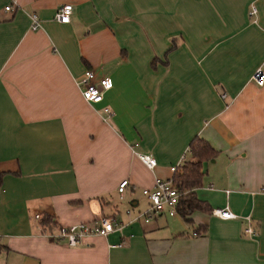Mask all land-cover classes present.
<instances>
[{
  "label": "crops",
  "instance_id": "0c3cea01",
  "mask_svg": "<svg viewBox=\"0 0 264 264\" xmlns=\"http://www.w3.org/2000/svg\"><path fill=\"white\" fill-rule=\"evenodd\" d=\"M12 2L0 0V264H264V86L252 79L264 0ZM63 4L67 23L54 19ZM86 70L112 81L99 103L80 93ZM196 136L218 151L198 197L238 217L145 222L143 189L171 178ZM44 215H112L115 229L70 247L43 234Z\"/></svg>",
  "mask_w": 264,
  "mask_h": 264
},
{
  "label": "built area",
  "instance_id": "2783aa9c",
  "mask_svg": "<svg viewBox=\"0 0 264 264\" xmlns=\"http://www.w3.org/2000/svg\"><path fill=\"white\" fill-rule=\"evenodd\" d=\"M15 2V0H13ZM12 2V3H13ZM12 4L5 7L10 10ZM72 12L71 4H63L59 6L54 14V19L60 23H67L70 20ZM257 15V8L251 7L250 16ZM32 29H37L39 26L38 16L34 13L31 15ZM253 81L259 86H264V62L259 66L252 76ZM80 93L85 101L96 104L102 101L104 93L112 87V81L107 76H97L93 70H86L83 76L77 81ZM104 111L112 115L108 107ZM141 160L154 170L157 166V161L152 154H140ZM185 158L182 157L180 161L171 167L172 174L176 172L178 167L183 165ZM128 186V180H122L117 188L119 199L122 198L124 189ZM143 194L149 199V206L138 217L143 218L145 222H149L152 218L162 214H169L171 216H179L178 203L183 192L174 184L171 178H157L155 185L152 188H144ZM213 214L222 219H234L238 215L234 213L229 205L222 208L213 209ZM36 219H40L39 214H35ZM247 226L245 233L248 235H255L256 230L252 225L250 217H246ZM120 226V225H119ZM42 229V226H41ZM115 229L114 217L112 215L101 216L95 223H78L69 226H55L51 230L42 231L43 234L54 240L63 241L67 246L75 247L81 245L83 241L90 236L102 235L106 236ZM195 234H197L195 232Z\"/></svg>",
  "mask_w": 264,
  "mask_h": 264
},
{
  "label": "trees",
  "instance_id": "16d2710c",
  "mask_svg": "<svg viewBox=\"0 0 264 264\" xmlns=\"http://www.w3.org/2000/svg\"><path fill=\"white\" fill-rule=\"evenodd\" d=\"M217 154L218 151L206 139L196 136L189 145V158L172 175L174 184L183 192L178 203L179 216L189 224L193 223V215L196 212H213L210 204L198 197L197 189L203 186L206 175L203 162L215 159ZM40 225L42 231L51 230L56 226V222L44 215L40 220ZM197 229L196 233H199L207 228L201 226Z\"/></svg>",
  "mask_w": 264,
  "mask_h": 264
},
{
  "label": "rangeland",
  "instance_id": "374dc122",
  "mask_svg": "<svg viewBox=\"0 0 264 264\" xmlns=\"http://www.w3.org/2000/svg\"><path fill=\"white\" fill-rule=\"evenodd\" d=\"M250 18L253 20V17H250ZM251 19H249V20L252 22V20H251ZM212 160H213V159H212ZM212 160H211V161H212ZM221 208H222V207H221Z\"/></svg>",
  "mask_w": 264,
  "mask_h": 264
}]
</instances>
